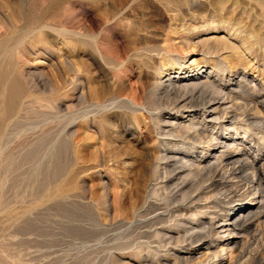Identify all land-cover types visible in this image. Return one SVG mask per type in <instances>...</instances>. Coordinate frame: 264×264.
Masks as SVG:
<instances>
[{"label": "rangeland", "instance_id": "obj_1", "mask_svg": "<svg viewBox=\"0 0 264 264\" xmlns=\"http://www.w3.org/2000/svg\"><path fill=\"white\" fill-rule=\"evenodd\" d=\"M204 66L232 114L203 123L261 165L264 0H0V264H264V218L226 254L213 235L210 253H186L212 217L247 206L253 175L214 189V160L192 154L207 139L187 135L202 98L178 110L157 90Z\"/></svg>", "mask_w": 264, "mask_h": 264}, {"label": "bare ground", "instance_id": "obj_2", "mask_svg": "<svg viewBox=\"0 0 264 264\" xmlns=\"http://www.w3.org/2000/svg\"><path fill=\"white\" fill-rule=\"evenodd\" d=\"M217 36V35H216ZM219 38V37H218ZM222 38V37H221ZM220 38V39H221ZM225 37L222 38L221 41H223ZM227 38V37H226ZM226 38L224 40H226ZM209 39V38H208ZM217 40V39H216ZM210 41V40H209ZM228 41V40H227ZM228 43V42H227ZM231 46V44L229 45ZM171 47V46H170ZM166 48V47H165ZM167 49V48H166ZM170 50V49H169ZM169 52V51H168ZM165 53V51H164ZM216 55V54H215ZM218 56V54H217ZM219 57V56H218ZM70 60V59H69ZM221 60V59H220ZM218 63V62H217ZM217 68V66H216ZM214 70V69H213ZM211 71H208L207 67H200L199 69H197L194 72H189L187 74H183L181 75L180 71H172L167 73L166 75H164V78H159L156 82L157 85V90L158 92H163L166 91L169 93H173L175 95V101L173 102V105L175 104V108L176 109H180L182 107V109L184 108V106L187 104V102H192V100L194 98H196L197 95H199L202 98V103L203 105V118L200 121V125L199 127H192L190 126V131H188V136L191 138H201L203 136L206 137L207 141H204L206 144L203 148H201V150H199V148H195V150L192 151V154H199L200 152L202 153L201 155H199L201 157V160L204 162L207 159L214 160L212 163L215 165V167L217 166V170H216V174L215 176L213 175L214 179L212 180L211 185L213 186L214 189H216L219 186H223V187H227L230 185V181L231 180H226V176L225 174L227 173L228 176L231 177V175H239L240 173H242V169H252L253 171V175L249 176L248 179L246 178V181H244L241 185L242 187L239 189H243L244 194L250 196V200L249 203L246 204L247 206H243L241 208L235 209L233 212H229L227 215L223 216L222 218H218V216H214L210 219V221H208L207 223H205L206 225H202L203 227V231L201 232L202 235L200 236V240L198 237V240L201 241L199 246L196 248H188L186 250V253L189 255H193L196 251H201L202 253L208 254L211 252V247L213 244H211V242H209L208 240H206L208 236L213 235L214 238H216L218 236V239L220 240V242L223 244L221 249L222 252L221 254L225 251H227L228 248H231V246L233 244L238 245L240 244L239 241L237 240V237L240 233H243L244 231H246L251 225H253L255 222L260 221V219L264 218V212H259L258 209L260 207V205H262L263 203V188H264V162L261 165L258 164H252V161H248L249 163H241L243 156H246L249 160H250V155L253 152L254 146L251 145H247L246 143H244L243 147H239L238 148L235 147V145L231 144V141L235 142L236 140H238V134H232L230 135L229 133H225V125L224 124H219V123H207L208 121H216L217 119H219L220 117H225V114H232V109H229L228 107H225V102H226V95H225V91L223 89V85L221 84H216L215 80H211ZM218 71V70H217ZM222 71V70H221ZM223 72V71H222ZM239 72V71H238ZM205 73V81H202L201 79L203 78V74ZM224 73V72H223ZM224 75V74H223ZM213 78V77H212ZM254 79V78H253ZM253 81V80H252ZM10 82V81H9ZM16 81H14L15 83ZM254 82V81H253ZM257 82V81H256ZM17 84V82L15 83ZM13 84V85H15ZM203 86H207L210 87L212 89L211 93H208V91H201L200 92V87ZM256 86V85H255ZM12 87V86H11ZM16 87V86H15ZM15 87H13L12 89H14ZM199 87V88H198ZM156 88V87H155ZM190 88H192L191 93L188 92V90L190 91ZM209 88V89H210ZM17 89V88H16ZM210 89V90H211ZM234 89V88H233ZM202 90V89H201ZM15 91V90H14ZM13 92V90H12ZM16 92H14L13 95ZM199 93V94H198ZM11 94V95H12ZM172 94V95H173ZM229 95V94H228ZM227 95V96H228ZM198 96V97H199ZM232 97V96H231ZM230 98V97H229ZM198 99V98H197ZM235 99V98H234ZM13 100V99H12ZM196 100V99H195ZM228 101V100H227ZM196 102V101H195ZM259 103V102H258ZM191 104V103H190ZM232 104V103H231ZM194 105V104H193ZM198 106V104H196ZM234 105V104H232ZM231 105V106H232ZM192 106V104H191ZM195 106V105H194ZM174 107V106H173ZM230 107V106H229ZM234 106H232L231 108H233ZM193 108V107H191ZM200 108V107H199ZM239 108V107H238ZM231 110V111H230ZM234 110V108H233ZM262 111V110H261ZM196 112V111H195ZM257 113V112H255ZM236 114V113H235ZM235 116V115H234ZM251 117V116H250ZM254 117V116H253ZM235 119L237 117H234ZM252 118V117H251ZM258 118V117H257ZM201 119V118H200ZM232 119V118H231ZM229 120V119H228ZM167 121V120H166ZM194 121V120H193ZM204 121L205 124L203 123ZM247 122V121H246ZM174 123V122H173ZM178 123V122H177ZM202 123L204 124L202 126ZM251 123V122H250ZM170 125H172V123H168ZM176 124V123H175ZM176 126H179L178 124ZM181 128V127H180ZM187 129V128H186ZM238 129V128H235ZM183 130V129H182ZM188 130V129H187ZM246 132V131H245ZM248 134V133H247ZM254 136V135H253ZM253 136L250 134L249 136L246 135L245 137H248V139L253 140ZM186 137V136H185ZM238 138V139H237ZM205 139V140H206ZM246 139V138H245ZM190 140V139H189ZM193 140V139H192ZM204 139H202L203 142ZM240 140V139H239ZM245 141V140H244ZM197 142V141H195ZM201 142V141H200ZM197 146V145H196ZM232 147V150L229 152H225L227 151L226 149ZM236 148V149H235ZM190 149V148H189ZM255 151V150H254ZM261 155V154H260ZM171 156V155H170ZM186 155L185 157L187 158ZM162 157V156H161ZM163 158V157H162ZM166 159V157H164ZM245 158V157H244ZM164 159V160H165ZM188 159V158H187ZM195 159V158H193ZM168 160V158H167ZM173 160V159H172ZM180 160V159H179ZM169 161V160H168ZM176 161V160H175ZM202 161L198 162L197 167H200V165L202 164ZM258 160H255V162ZM261 161V160H260ZM177 162V161H176ZM185 162V161H184ZM254 162V161H253ZM193 163V162H192ZM195 163V162H194ZM189 164V163H188ZM195 165V164H193ZM209 165V164H207ZM206 165V166H207ZM186 166V165H184ZM183 166V167H184ZM213 166V165H212ZM178 167V166H176ZM190 167V166H189ZM192 167V166H191ZM190 167V170H191ZM194 167V166H193ZM196 167V168H197ZM214 167V169H215ZM226 167V168H225ZM188 168V167H187ZM186 168V169H187ZM210 168L212 169L211 165ZM181 169V168H180ZM194 169V168H192ZM202 169V168H200ZM182 170V169H181ZM189 170V169H188ZM226 170V171H225ZM174 171V170H173ZM180 171V170H179ZM201 171V170H200ZM176 172V170H175ZM187 172V171H186ZM196 172V171H195ZM191 173V172H190ZM193 173V172H192ZM158 174V173H157ZM177 174V173H176ZM175 174V175H176ZM171 175V174H170ZM171 177V176H170ZM174 177V176H173ZM178 177V176H177ZM212 177V178H213ZM231 179V178H230ZM164 181V180H163ZM167 181V180H166ZM187 181V180H185ZM183 181V182H185ZM162 182V180H161ZM232 182V181H231ZM160 183V182H159ZM187 183V182H186ZM186 183H184L186 185ZM232 184V183H231ZM161 185V184H160ZM168 185V184H167ZM239 185V186H241ZM156 188V187H155ZM154 188V190H155ZM163 188V187H162ZM208 188V185H207ZM233 188V187H232ZM200 189V188H199ZM210 189V188H209ZM208 191H212L213 189L211 188V190ZM231 190V189H230ZM214 191V190H213ZM199 193V192H198ZM207 193V192H206ZM229 193V192H228ZM232 193V192H231ZM196 194V193H195ZM194 194V195H195ZM210 194V193H209ZM241 194V193H240ZM207 195V194H206ZM220 196L218 197L221 202L226 203L227 199L225 198V192H222L221 194H219ZM196 196V195H195ZM208 196V195H207ZM216 196H218V194H216ZM193 197V196H192ZM197 197V196H196ZM211 197V195H210ZM231 198V197H230ZM229 198V199H230ZM196 199V198H195ZM202 199V198H200ZM208 199V198H207ZM193 200V199H192ZM197 200V199H196ZM211 200V199H210ZM226 201V202H225ZM153 202V201H152ZM156 202V201H155ZM153 202V203H155ZM198 202V201H197ZM207 202V201H206ZM213 202V201H212ZM211 202V203H212ZM219 202V201H218ZM151 203V202H150ZM157 203V202H156ZM200 203V200H199ZM159 204V203H158ZM203 204V203H201ZM236 204V203H235ZM154 205V204H152ZM171 205V204H170ZM180 205V204H179ZM200 205V204H199ZM175 206V205H174ZM185 206V205H184ZM191 206V205H190ZM194 206V205H193ZM196 206V205H195ZM211 206V205H210ZM173 207V206H172ZM171 207V208H172ZM181 207V206H180ZM182 207H183V203H182ZM206 207V205H205ZM204 207V208H205ZM164 208V206H163ZM169 208V207H168ZM186 208V207H185ZM167 209V208H166ZM176 209V208H175ZM180 209V208H179ZM197 210V209H196ZM260 210V209H259ZM160 211V210H159ZM171 211V210H170ZM168 209V213L170 212ZM172 212V211H171ZM180 212V211H179ZM174 213V212H173ZM178 213V212H177ZM158 213L156 212V216ZM167 214V213H166ZM181 215V213H178ZM186 214V213H185ZM182 215V217L186 216V215ZM176 214H174L175 216ZM179 215V216H180ZM172 216V215H171ZM174 216H172L174 218ZM178 216V215H177ZM211 216V214H210ZM163 217V216H162ZM181 218V217H180ZM186 218V217H185ZM190 218V217H188ZM174 221V220H173ZM260 223V222H259ZM257 224V223H256ZM188 226V225H187ZM258 226V225H257ZM186 227V226H185ZM194 229V228H193ZM198 230V229H196ZM195 231V230H194ZM193 232V231H192ZM196 232V231H195ZM199 231H197V235L199 236L198 233ZM194 235V234H193ZM192 236V233H191ZM216 236V237H215ZM241 236V235H239ZM171 238V236H169ZM212 237V236H211ZM174 239V238H173ZM191 239V238H190ZM192 239H194L192 237ZM211 239V238H210ZM188 240V239H187ZM174 240H172L173 242ZM196 241V239H195ZM242 241V240H241ZM175 242V241H174ZM189 242V241H188ZM171 243V242H170ZM196 243V242H195ZM234 245V246H235ZM233 247V246H232ZM238 248V247H237ZM170 249V248H169ZM235 249V248H234ZM219 250V249H218ZM219 250V252H220ZM178 251V250H177ZM216 251V250H215ZM230 251V250H229ZM232 252V249H231ZM198 253V252H197ZM201 253V254H202ZM215 253V252H214ZM226 254V252H225ZM209 256V255H208ZM206 255V257H208ZM211 256V255H210ZM168 258V257H167ZM210 260H212L210 257H208ZM216 264H222L226 261V257L223 256H219L217 255L216 257ZM179 259V258H178ZM208 259V260H209ZM215 260V259H213ZM212 260V261H213ZM231 260V259H230ZM170 261V260H169ZM214 262V261H213ZM210 263V262H209ZM215 263V262H214ZM212 264V263H211ZM231 264V263H230Z\"/></svg>", "mask_w": 264, "mask_h": 264}]
</instances>
